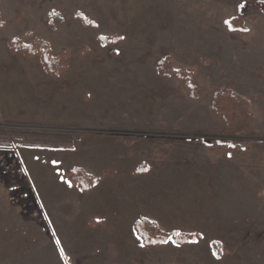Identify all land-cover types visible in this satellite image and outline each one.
<instances>
[{"label":"rangeland","instance_id":"rangeland-1","mask_svg":"<svg viewBox=\"0 0 264 264\" xmlns=\"http://www.w3.org/2000/svg\"><path fill=\"white\" fill-rule=\"evenodd\" d=\"M0 16V264H264V0H0ZM167 56L160 74L188 75H159ZM216 89L246 100L247 130L224 134ZM138 218L199 240L146 245Z\"/></svg>","mask_w":264,"mask_h":264},{"label":"trees","instance_id":"trees-1","mask_svg":"<svg viewBox=\"0 0 264 264\" xmlns=\"http://www.w3.org/2000/svg\"><path fill=\"white\" fill-rule=\"evenodd\" d=\"M81 15V14H80ZM77 16V14H76ZM82 16V15H81ZM83 18V16H82ZM62 22L61 16L59 14H56L52 12L50 14V25L56 26L59 25ZM2 20L0 16V28L2 27ZM229 24V22H228ZM102 42L109 41L107 38H101ZM21 41L19 39L11 40L9 41V45L11 48H21L20 43ZM28 50H35L39 51L42 49L48 50L46 43L35 40L31 44L25 46ZM59 56H51L49 58L50 66L54 67L57 70L59 65V62H57ZM52 63V65H51ZM169 62V57H164L161 59H157L155 64L159 75H170L175 76L177 74H180L182 77V74L184 76L188 75V72H183L180 70H175L171 67V73L170 74H160L161 71L166 70L169 72V66L167 65ZM176 77V76H175ZM193 86V84H190ZM210 106L212 111L217 114L222 121L224 122L225 131L224 134H227L228 131L231 130H247L251 123L254 121L253 115L250 113V111L247 108L246 100L236 96L229 91H224L220 89H216L212 93V98L210 102ZM22 137H28L29 135L27 133H21ZM5 134L3 131H0V137H4ZM47 136V135H46ZM224 136V135H223ZM227 141V142H226ZM205 143H209L210 140L206 141L203 140ZM216 142L219 143H228V144H234L230 140H217ZM23 146L31 147L27 144L23 143ZM63 148V147H62ZM85 182H82V186H84ZM134 228L136 229L137 235L141 238V240L146 244L150 246H156L163 244L167 241V239L172 240L175 244L178 245H184V244H190L193 242L198 241V235L196 233H189L184 234L176 231H171L169 233H161L157 230V227L154 223L150 222L149 220L145 218H138V220L134 223ZM211 249L216 257H219L220 249L216 242L211 243Z\"/></svg>","mask_w":264,"mask_h":264}]
</instances>
